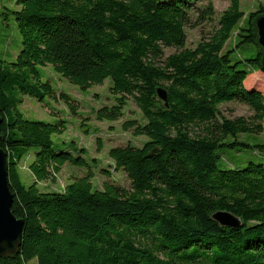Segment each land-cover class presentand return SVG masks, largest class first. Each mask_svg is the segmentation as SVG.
<instances>
[{
	"label": "trees",
	"instance_id": "obj_1",
	"mask_svg": "<svg viewBox=\"0 0 264 264\" xmlns=\"http://www.w3.org/2000/svg\"><path fill=\"white\" fill-rule=\"evenodd\" d=\"M204 1L16 0L9 14L21 49L13 63L0 61V148L11 212L23 228L18 250L0 264H264V164L219 166L220 149L264 150L237 139L263 132V95L243 83L264 73L254 28L264 7L246 16L240 0H228L212 35L185 48V28L215 15ZM231 37L235 46L254 45L255 55L233 62V51H224ZM164 48L177 51L164 56ZM47 65L81 90L110 79L116 103L97 110L98 121L122 118L128 98L139 109L144 123L129 120L122 128L147 140L108 152L128 189L111 182L95 189L88 172L62 191L38 190L39 182H55L65 164L89 168L82 156L54 147L64 121L29 120L19 110L22 96L55 97L38 71ZM60 97L75 113L71 99ZM232 100L253 115L225 117L219 105ZM31 148L34 182L25 185L18 167ZM217 211L240 226H220L211 218Z\"/></svg>",
	"mask_w": 264,
	"mask_h": 264
},
{
	"label": "rangeland",
	"instance_id": "obj_2",
	"mask_svg": "<svg viewBox=\"0 0 264 264\" xmlns=\"http://www.w3.org/2000/svg\"><path fill=\"white\" fill-rule=\"evenodd\" d=\"M211 2L215 15L211 21L197 26L185 28V48H194L200 40L208 39L218 28V18L228 7V0H205ZM16 0H0V61L3 64H11L21 49V36L16 27V22L9 11L17 10ZM264 7V0H240V10L247 16L255 12L259 6ZM231 37L224 46V51L232 50V61H244L252 58L256 49L252 44H241ZM164 56L177 51L175 48H164ZM245 68V63L239 65ZM43 83H49L55 92V97L46 96L43 101H38L29 96H22L19 110L29 120H41L46 122H65V130L62 134L52 136L54 147L57 150L73 152L74 156H82L89 164L88 167H75L65 164L56 177L37 184L39 191H62L64 187L75 180L91 172V180L95 189H101L104 182H111L117 186L128 189L130 181L126 174L115 168L108 152L111 148L119 146L141 147L147 140L144 136H134L132 130H124L122 125L125 121L135 120L144 123L141 113L133 101L128 98L123 110V117L117 121H98L96 111L102 107H110L116 103V96L110 91V79L104 80L100 85H93L87 90H81L77 85L69 82L60 74L56 73L50 65L38 67ZM247 83L251 86L248 87ZM245 89H255L263 95L264 99V73L255 71L249 75L243 83ZM61 94L68 96L75 106V113L69 105L60 97ZM220 111L229 119L243 117L249 119L253 111L245 104L232 100L219 105ZM263 132L259 135L240 134L237 139L249 145H264V119L262 121ZM77 149L85 150L84 153ZM37 148H31L19 163L18 172L22 182L29 185L34 179L29 172V165L34 159ZM221 168H245L249 162L264 164V150L257 147L236 149H220ZM93 160L95 162H93ZM108 171L109 174H106ZM27 264H37L36 259Z\"/></svg>",
	"mask_w": 264,
	"mask_h": 264
},
{
	"label": "water",
	"instance_id": "obj_3",
	"mask_svg": "<svg viewBox=\"0 0 264 264\" xmlns=\"http://www.w3.org/2000/svg\"><path fill=\"white\" fill-rule=\"evenodd\" d=\"M254 28L257 45L261 49V66L264 69V15L255 20ZM156 93L168 107L166 90L158 87ZM155 152L156 150L151 153ZM12 201L13 197L7 181L6 154L0 148V257L14 254L20 246L23 221L16 219L12 214ZM211 218L222 227L237 228L240 226V220L229 212L217 211Z\"/></svg>",
	"mask_w": 264,
	"mask_h": 264
}]
</instances>
